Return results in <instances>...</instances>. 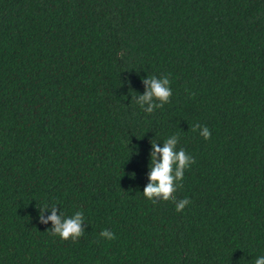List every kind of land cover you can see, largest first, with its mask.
<instances>
[{
	"label": "trees",
	"instance_id": "16d2710c",
	"mask_svg": "<svg viewBox=\"0 0 264 264\" xmlns=\"http://www.w3.org/2000/svg\"><path fill=\"white\" fill-rule=\"evenodd\" d=\"M152 76L172 97L148 114L135 97ZM172 135L195 158L182 212L142 193L151 142ZM45 205L82 211L84 235H52ZM260 256L264 0H0V264Z\"/></svg>",
	"mask_w": 264,
	"mask_h": 264
},
{
	"label": "clouds",
	"instance_id": "9594fccd",
	"mask_svg": "<svg viewBox=\"0 0 264 264\" xmlns=\"http://www.w3.org/2000/svg\"><path fill=\"white\" fill-rule=\"evenodd\" d=\"M146 85V90L138 99L135 97V102L140 108L148 114L153 113L157 108H163L165 104L170 102L172 90L168 76L158 78L156 76L148 77L143 80ZM147 105V106H145ZM193 131L199 130V134L208 140L211 138V131L207 126L194 124ZM179 138L177 135H172L163 141V147H159L157 142H151L150 153V172L148 175L149 183L143 190V195L153 204L157 200L172 201L175 203L176 211L182 212L185 207L191 202L188 198L181 200L176 199L175 193L178 188H182L185 170L190 168L195 163V158L188 154L184 148L177 149ZM51 209V215L47 220L43 218V212ZM40 222H52L53 227L51 233L54 236H59L62 240L71 239L73 242L78 241L85 233L82 225L84 224V213L82 211L75 212L74 215L64 218L57 215L55 206L47 205L40 208ZM100 236L108 240L116 239L113 232L104 229L100 232ZM255 264H264V256L256 258Z\"/></svg>",
	"mask_w": 264,
	"mask_h": 264
}]
</instances>
